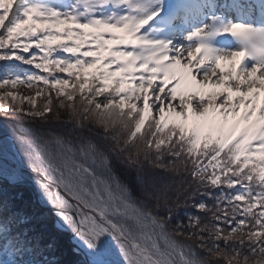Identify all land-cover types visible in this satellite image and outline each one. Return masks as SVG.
Wrapping results in <instances>:
<instances>
[{"label":"snow or ice","instance_id":"obj_1","mask_svg":"<svg viewBox=\"0 0 264 264\" xmlns=\"http://www.w3.org/2000/svg\"><path fill=\"white\" fill-rule=\"evenodd\" d=\"M0 89V264H264V0H0Z\"/></svg>","mask_w":264,"mask_h":264},{"label":"trees","instance_id":"obj_2","mask_svg":"<svg viewBox=\"0 0 264 264\" xmlns=\"http://www.w3.org/2000/svg\"><path fill=\"white\" fill-rule=\"evenodd\" d=\"M91 71V70H89ZM56 98L55 96H53V113L50 114L52 117H53V122L56 123V124H63V123H66L68 121V114H67V111H60L57 107H56ZM42 106V105H40ZM39 106V107H40ZM59 112V115L61 117L60 120H55V114ZM0 120H2V122L4 123V118L3 117H0ZM26 196H27V192H26ZM40 226L38 225V228ZM69 249V245L67 244V238H64L61 242V250L60 252L58 253V255L61 257V259L63 260H69L71 259V254L70 252L68 251Z\"/></svg>","mask_w":264,"mask_h":264},{"label":"rangeland","instance_id":"obj_3","mask_svg":"<svg viewBox=\"0 0 264 264\" xmlns=\"http://www.w3.org/2000/svg\"><path fill=\"white\" fill-rule=\"evenodd\" d=\"M3 91H4L3 89H0V96H2ZM13 91H16V92H19V93H26L28 95L34 94V90H28V89L23 88L22 86L18 87L17 89H14ZM53 96H55V94H53ZM47 98H48L47 94H45L42 97H37V106L39 107L40 105H42L47 100ZM60 99H63V97H61ZM8 102L12 103L10 98H9ZM17 102H19V101H17ZM3 103H4V101L2 99H0V105H2ZM56 103L58 104V100L57 99H56ZM23 106L27 107L28 105L25 103ZM0 124H3L2 120H0Z\"/></svg>","mask_w":264,"mask_h":264}]
</instances>
